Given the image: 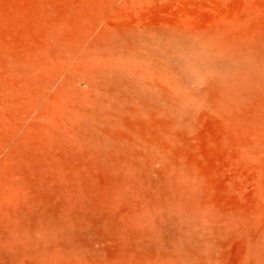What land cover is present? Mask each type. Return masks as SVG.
Returning <instances> with one entry per match:
<instances>
[{
  "label": "rangeland",
  "instance_id": "rangeland-1",
  "mask_svg": "<svg viewBox=\"0 0 264 264\" xmlns=\"http://www.w3.org/2000/svg\"><path fill=\"white\" fill-rule=\"evenodd\" d=\"M188 229L263 264L264 0H0V264H181Z\"/></svg>",
  "mask_w": 264,
  "mask_h": 264
},
{
  "label": "bare ground",
  "instance_id": "bare-ground-1",
  "mask_svg": "<svg viewBox=\"0 0 264 264\" xmlns=\"http://www.w3.org/2000/svg\"><path fill=\"white\" fill-rule=\"evenodd\" d=\"M204 58H206L207 60H210L211 57L209 55H207V56H204ZM206 59H204V60L206 61ZM127 61H129V60H126V61L125 60L124 61L121 60V61H119V63H118L119 66L116 65L117 68H119V69L115 68L116 66L114 68H115V70L117 69V70H121L122 71V72H118V73H120L121 76L122 75L123 76L126 75L125 78H127L128 76L131 77V78L129 77L128 79L129 80L131 79L132 83L135 85L134 88L136 90L135 92L137 93L139 101L140 100L141 101H147V102H150V103L157 102L159 99L165 98V95L169 94V92L170 93L172 92V94L175 93L174 91H175L176 83L169 76H166V74H162V72H158V71H155V70L148 69L143 64H140L138 62H130L129 61L128 63H126ZM129 63H131V64H129ZM203 63L206 64V62H203ZM227 63H229V62H227ZM236 71H237V67L233 68V69H231L229 71H226L220 78L219 77H215L216 82L218 81V83H220L223 86V88H226V89L229 88L228 91H230V88L235 85L234 84V82L236 81L235 78L236 79L238 78L237 74H236ZM118 80L119 79L117 78V82H118ZM172 89H174V90H172ZM178 89L179 88H176V90H178ZM176 92L179 93V91H176ZM197 222H199V221H197ZM200 222H202V221H200ZM196 225H199V224H195V227H197ZM189 228L190 229L192 228L191 231H193L194 227L192 226V227H189ZM195 231H196V229H195ZM199 231L201 232L200 229H199ZM204 232H207V231H204ZM186 233H188V232L186 231ZM189 233L190 234H187L183 241L181 240L182 241V242H180L181 243V245H180L181 247L179 249L177 247H175V248H177V250H175V252H176V255H175L176 257L175 258L177 259V261L180 262L181 264H213L216 261V258L218 257L217 256L218 254L216 255V253H217L216 250L218 249V246L216 245V243H212L210 241L213 238H211L209 240L207 238H204V236L202 237V235H203L202 232H201L202 233L201 236L199 235L200 233L199 234L197 232L191 233L190 230H189ZM215 234H217V233H215ZM258 236H259V234H258ZM258 236H256V238ZM210 237H212V236L210 235ZM210 237H208V238H210ZM216 238H214V239H216ZM262 240L263 239H260V238L257 239L258 242H261ZM213 242H215V240H213ZM218 243H219V241L217 242V244ZM212 244L213 245L215 244L216 247H215V245L213 247ZM257 245H258L257 248L252 247L253 249L249 247L250 248V253L249 254H251V255H249L250 258L258 257L256 255L255 256L252 255V252L255 251L254 248L257 250V252H259L258 250L261 248L260 249V253H261V255H264V241L259 243V244H257ZM260 245H262V246L260 247ZM171 248H173V246H171ZM215 248H216V250H215ZM45 249H46V247H45ZM213 249L216 252L213 251ZM218 251H219V249H218ZM175 252H174V254H175ZM253 254H255V252ZM251 256H253V257H251ZM259 258H257L256 261L254 260V263L253 262L252 263L253 264L262 263L260 261V260H263L262 256H259ZM218 259H219V257L217 258V260ZM258 259H259L260 263L258 262ZM250 260H248V261H250ZM263 264H264V261H263Z\"/></svg>",
  "mask_w": 264,
  "mask_h": 264
}]
</instances>
